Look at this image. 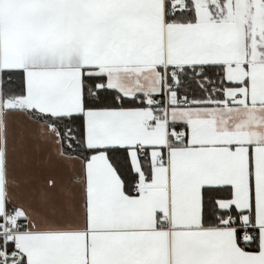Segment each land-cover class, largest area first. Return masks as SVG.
<instances>
[{"label":"crops","instance_id":"obj_1","mask_svg":"<svg viewBox=\"0 0 264 264\" xmlns=\"http://www.w3.org/2000/svg\"><path fill=\"white\" fill-rule=\"evenodd\" d=\"M193 1L0 0V227L24 223L22 264H264V0ZM204 68L232 84L213 105L165 94ZM87 86L121 106H87ZM75 117L88 160L51 123ZM208 197L249 248L204 222Z\"/></svg>","mask_w":264,"mask_h":264},{"label":"trees","instance_id":"obj_2","mask_svg":"<svg viewBox=\"0 0 264 264\" xmlns=\"http://www.w3.org/2000/svg\"><path fill=\"white\" fill-rule=\"evenodd\" d=\"M168 2L170 0H167ZM190 2V1H189ZM188 3V8L190 7ZM222 70L220 68H204L198 70H191L183 72L182 75H178L177 79L174 77L169 78V83L177 86L178 93L186 95L190 99H199L201 102H205L208 105H213L212 101L218 100L221 95V91L224 86H230L225 82L222 76ZM93 86V85H90ZM87 91V106L95 107H120L121 101L118 100L112 91H104L97 93L95 89L88 87ZM51 123L56 125L61 135L63 143V151L68 155L78 156L85 160H88L91 155L94 154V150L87 148L84 142V132L81 123V119L69 118V119H57L51 120ZM170 129H172L170 127ZM122 149L109 150L111 157H116L114 151H121ZM119 159V156L117 157ZM143 162L146 165L149 164L146 154L142 156ZM121 161V159H120ZM207 204H205L204 222L206 223L209 218L210 220L215 219L216 215L219 218V222L226 218L225 213L219 214L217 208L214 206L212 198H207ZM13 250V247L9 248ZM23 263V260H22Z\"/></svg>","mask_w":264,"mask_h":264},{"label":"built area","instance_id":"obj_3","mask_svg":"<svg viewBox=\"0 0 264 264\" xmlns=\"http://www.w3.org/2000/svg\"><path fill=\"white\" fill-rule=\"evenodd\" d=\"M187 0H170L169 8L167 11L168 15H174L178 12L185 10V5ZM194 6L197 8H202L208 5L207 0H194ZM174 74L173 71H168V75ZM171 91H177V86L175 84L169 83L167 80L165 83V94ZM181 106L190 107L193 105V101L186 95H182L176 101ZM151 104L154 107H160L162 104H167V99L165 97L164 102L160 99L154 98L151 100ZM168 136H173L176 139H182L184 137L183 132L175 130L171 132L170 127L167 129ZM169 152L168 150L161 155L160 163L162 165H167ZM134 190L139 191L140 186L138 183L134 184ZM10 223V225H9ZM223 227L233 228L240 232L239 243L243 248H249L251 243H253L257 238V233L254 229L250 227H240L237 225L236 220L233 216L228 215L223 222ZM24 223L15 216H10L9 221L5 219L0 227V264H22L23 256L19 250L18 246V236L23 233ZM13 247V250H10V247Z\"/></svg>","mask_w":264,"mask_h":264},{"label":"rangeland","instance_id":"obj_4","mask_svg":"<svg viewBox=\"0 0 264 264\" xmlns=\"http://www.w3.org/2000/svg\"><path fill=\"white\" fill-rule=\"evenodd\" d=\"M175 108H182V107H179L178 105H176V107ZM184 108V107H183ZM185 108H188V107H185ZM150 110H149V112L152 110L151 108H149ZM152 115L151 114H148V116H144V118H143V121H144V125H147L148 124V122L149 121H151L152 120ZM152 124V123H151ZM154 125H156L155 123H153ZM170 127V125H169V123H164V128L167 130L168 128ZM147 131H150V130H147ZM160 131H162L163 132V129L161 130L160 129ZM136 152V151H135ZM157 158H155L154 160L157 162V160H156Z\"/></svg>","mask_w":264,"mask_h":264},{"label":"bare ground","instance_id":"obj_5","mask_svg":"<svg viewBox=\"0 0 264 264\" xmlns=\"http://www.w3.org/2000/svg\"><path fill=\"white\" fill-rule=\"evenodd\" d=\"M179 13V12H178ZM177 14V13H176ZM168 16V15H167ZM170 16V15H169ZM171 17V16H170ZM6 217V216H5ZM11 248V247H10Z\"/></svg>","mask_w":264,"mask_h":264}]
</instances>
